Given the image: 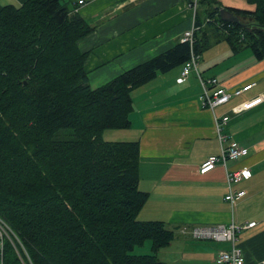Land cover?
I'll use <instances>...</instances> for the list:
<instances>
[{
  "label": "trees",
  "instance_id": "16d2710c",
  "mask_svg": "<svg viewBox=\"0 0 264 264\" xmlns=\"http://www.w3.org/2000/svg\"><path fill=\"white\" fill-rule=\"evenodd\" d=\"M248 1L253 10L227 8L237 21L221 20L219 7L205 23L195 12L192 43L178 39L96 88L76 44L92 28L69 0L0 10V215L32 264H165L156 253L173 232L137 218L147 199L138 189V143L101 134L129 127L132 89L203 53L204 25L223 31L234 51L262 58L264 0ZM61 128L72 138L55 139ZM147 240L150 253H131ZM21 263L7 242L4 264Z\"/></svg>",
  "mask_w": 264,
  "mask_h": 264
},
{
  "label": "crops",
  "instance_id": "0c3cea01",
  "mask_svg": "<svg viewBox=\"0 0 264 264\" xmlns=\"http://www.w3.org/2000/svg\"><path fill=\"white\" fill-rule=\"evenodd\" d=\"M25 1L0 0V10ZM71 1L70 10L92 28L76 42L78 49L87 53L83 68L92 88L171 47L193 25L197 9L192 11L189 0H84L81 5L78 0ZM199 2L204 14L216 7H255L248 0ZM198 17L202 23L207 20ZM203 27L208 30V45L199 54L197 69L202 77H216L230 90L248 82L255 84L209 109L198 102L202 86L194 71L183 82H177L183 65L157 73L130 92L129 127L105 129L102 139L138 143V189L147 193V199L137 218L162 221L174 234L173 240L157 251L160 261L221 264L216 256L220 250H230L231 243L196 238L193 229L255 222L237 234L236 244L245 264H263L264 56L257 59L249 48L234 51L223 31ZM224 116L228 121L217 130L216 123ZM220 135L223 144L234 141L245 147L247 154L200 173L207 157L220 153ZM243 166L251 170V177L233 185L244 190V195L231 204L224 199L226 171ZM143 244L133 253H150L151 242Z\"/></svg>",
  "mask_w": 264,
  "mask_h": 264
},
{
  "label": "built area",
  "instance_id": "2783aa9c",
  "mask_svg": "<svg viewBox=\"0 0 264 264\" xmlns=\"http://www.w3.org/2000/svg\"><path fill=\"white\" fill-rule=\"evenodd\" d=\"M84 0H78L77 4L81 5ZM199 0H189V6L192 11H195ZM194 14V13H193ZM194 25V23H193ZM193 25L186 30L182 37V41H188L192 43L194 27ZM199 60V55L190 52V57L187 61L184 62L182 66V71L180 76L177 78V82H183L185 78L191 71H194L201 86L202 92L198 97V102L204 108L214 109L216 106L226 103L232 96H238L242 92L250 89L255 83L248 82L242 85L239 88L230 90L223 86L216 77H202L201 73L197 69ZM252 103H249L251 105ZM228 121V116L221 118L220 122L216 123L217 130H219L221 124H224ZM220 139V153L218 155H210L207 159L200 165V173H205L216 165V163H222L223 166L226 163L227 159H238L244 157L247 154V149L236 142H231L228 145L223 144V136H219ZM251 177V170L247 166H243L239 169L226 171L227 179V194L224 196V199L234 204L244 195V190L235 189L234 184L239 183L242 180L249 179ZM255 222H249L245 224H236L231 222L229 225H217L209 227H198L193 229V235L196 238L200 239H212L215 241H227L231 243L230 250H220L217 254V261L221 264H245V259L243 252L236 244L237 234L244 228L252 227ZM9 242L13 248L19 252L17 244L19 243L24 252L23 256L21 254L20 258L22 264H32L28 253L24 249L22 243L17 237L16 233L13 231L11 226L8 224L5 218L0 215V264H4V249L6 243ZM25 258V261H24ZM264 264V261H263Z\"/></svg>",
  "mask_w": 264,
  "mask_h": 264
},
{
  "label": "rangeland",
  "instance_id": "374dc122",
  "mask_svg": "<svg viewBox=\"0 0 264 264\" xmlns=\"http://www.w3.org/2000/svg\"><path fill=\"white\" fill-rule=\"evenodd\" d=\"M71 2H72V1L70 0L69 3H71ZM210 10H211V9H210ZM210 10L206 11L205 14H204V11H202L201 8H200V2H199V3H198V6H197V9H196V12H197L198 15L201 16L202 18L205 17V18L203 19V20H205V19L207 18V16H208V12H209ZM107 131H108V130H107ZM107 131L104 132V133H105V136H106V134H107ZM54 138H55V139H70V138H72V136H71V132H70L69 130H67V128H61V129H59L58 131H56V134L54 135ZM11 228H12V227H11ZM12 229H13V231L16 233V235H17V237L19 238L20 242L22 243L24 249L26 250V248H25V246H24V244H23L21 238H20L19 235H18L17 230H15L14 228H12ZM149 243H150V242L147 240V241L144 242L143 245H146V244H149ZM139 247H143V246H135V247L133 248V250L131 251V253L134 254L133 251H135V249H136V248H139ZM17 248H18L19 252H17L15 249H14V252H15L16 256L18 257V260H19L20 262H22L19 254H21L22 257H23V252H24V250H23L22 246H21L19 243L17 244ZM26 252H27V250H26ZM27 253H28V252H27ZM145 254H147V253H145ZM24 261H25V259H24ZM21 264H22V263H21Z\"/></svg>",
  "mask_w": 264,
  "mask_h": 264
},
{
  "label": "water",
  "instance_id": "95a60500",
  "mask_svg": "<svg viewBox=\"0 0 264 264\" xmlns=\"http://www.w3.org/2000/svg\"><path fill=\"white\" fill-rule=\"evenodd\" d=\"M219 17L221 20L224 21H237L238 19L230 12L227 10V8H220L218 11Z\"/></svg>",
  "mask_w": 264,
  "mask_h": 264
}]
</instances>
